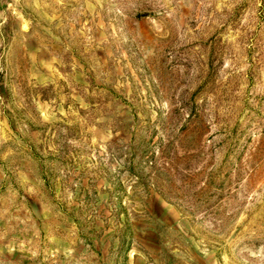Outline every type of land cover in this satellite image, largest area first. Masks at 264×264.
I'll return each mask as SVG.
<instances>
[{"label":"rangeland","instance_id":"1","mask_svg":"<svg viewBox=\"0 0 264 264\" xmlns=\"http://www.w3.org/2000/svg\"><path fill=\"white\" fill-rule=\"evenodd\" d=\"M0 264H264V0H0Z\"/></svg>","mask_w":264,"mask_h":264}]
</instances>
